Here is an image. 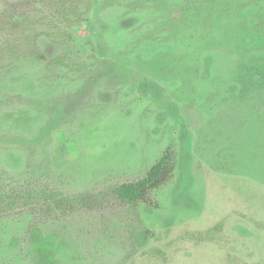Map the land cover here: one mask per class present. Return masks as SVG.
<instances>
[{"label": "rangeland", "instance_id": "obj_1", "mask_svg": "<svg viewBox=\"0 0 264 264\" xmlns=\"http://www.w3.org/2000/svg\"><path fill=\"white\" fill-rule=\"evenodd\" d=\"M46 2L0 0V264H264V0ZM167 149L159 208L120 203Z\"/></svg>", "mask_w": 264, "mask_h": 264}, {"label": "trees", "instance_id": "obj_2", "mask_svg": "<svg viewBox=\"0 0 264 264\" xmlns=\"http://www.w3.org/2000/svg\"><path fill=\"white\" fill-rule=\"evenodd\" d=\"M48 8L54 17L59 19L61 23H65L67 27L81 25L85 11H83V2L85 0H46ZM35 22L25 19L20 22H13L10 29L20 32L19 36L8 41V49L11 47L21 48L23 51L19 53L40 61H47L46 55L41 51L37 44V36L29 34L32 25ZM38 23H41L38 21ZM22 29L24 30L22 32ZM258 71H264V64L257 67ZM249 72L254 73L252 68ZM259 72V73H260ZM176 157L171 149H167L161 157L148 169L146 174L140 179L124 182L114 190L115 198L122 204L137 207L143 205L149 208H159L158 202L154 198V194L173 180L176 171ZM12 192L14 190L12 189ZM23 197L18 193L13 195L12 200L7 202L0 201V219L2 216L9 214L10 211ZM13 207V208H10ZM19 207H16L17 209Z\"/></svg>", "mask_w": 264, "mask_h": 264}]
</instances>
